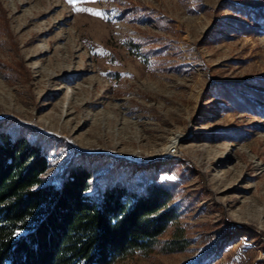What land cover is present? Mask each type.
<instances>
[{
    "label": "rangeland",
    "instance_id": "obj_1",
    "mask_svg": "<svg viewBox=\"0 0 264 264\" xmlns=\"http://www.w3.org/2000/svg\"><path fill=\"white\" fill-rule=\"evenodd\" d=\"M228 3L264 9V0H78L94 15L67 0H0V120L52 137L55 185L74 151L107 168L121 159L160 179L183 176L179 217L162 239L181 228L188 248L119 264H264V103L250 97L256 112L239 109L238 96L217 90L264 79V18ZM226 20L257 31L231 25L217 37ZM229 128L241 137H222Z\"/></svg>",
    "mask_w": 264,
    "mask_h": 264
},
{
    "label": "trees",
    "instance_id": "obj_2",
    "mask_svg": "<svg viewBox=\"0 0 264 264\" xmlns=\"http://www.w3.org/2000/svg\"><path fill=\"white\" fill-rule=\"evenodd\" d=\"M226 5L236 15L256 21L264 18L263 8ZM224 22L214 29L217 37H224L222 31L232 26L244 35L257 31L239 20ZM255 85L264 87V79L220 84L217 90L238 96L237 107L240 101L239 109L248 106L255 113L250 97L264 103V92L254 90ZM32 132L15 120H0V264H119L136 252L168 255L188 248L190 242L181 228L162 239L179 217L174 200L183 176L160 179L151 165L140 168L121 159L107 168L103 157L74 151L57 186L46 176L52 137L35 133L30 138ZM219 132L225 138L241 137L236 129ZM122 166H129L131 174H123ZM106 168L100 187L94 179Z\"/></svg>",
    "mask_w": 264,
    "mask_h": 264
},
{
    "label": "snow or ice",
    "instance_id": "obj_3",
    "mask_svg": "<svg viewBox=\"0 0 264 264\" xmlns=\"http://www.w3.org/2000/svg\"><path fill=\"white\" fill-rule=\"evenodd\" d=\"M67 2L70 5H72L75 8L76 11H92V10H89V9L76 7V4L78 3V0H67ZM92 14H94V15H102L100 12H97V11H92Z\"/></svg>",
    "mask_w": 264,
    "mask_h": 264
},
{
    "label": "bare ground",
    "instance_id": "obj_4",
    "mask_svg": "<svg viewBox=\"0 0 264 264\" xmlns=\"http://www.w3.org/2000/svg\"><path fill=\"white\" fill-rule=\"evenodd\" d=\"M178 138H179V136H177V137H174L172 140H171V142L170 143H172V144H170L168 147H165L164 149H163V151L165 152V154H167L169 151V149L170 148H172V147H175L174 145H176V142H178Z\"/></svg>",
    "mask_w": 264,
    "mask_h": 264
},
{
    "label": "built area",
    "instance_id": "obj_5",
    "mask_svg": "<svg viewBox=\"0 0 264 264\" xmlns=\"http://www.w3.org/2000/svg\"><path fill=\"white\" fill-rule=\"evenodd\" d=\"M175 146V145H174ZM169 152L167 153V154H165V156H170L171 154H173V153H175L176 152V149H175V147H172V148H170L169 150H168Z\"/></svg>",
    "mask_w": 264,
    "mask_h": 264
}]
</instances>
